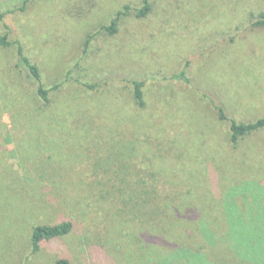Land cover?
I'll list each match as a JSON object with an SVG mask.
<instances>
[{"label":"rangeland","instance_id":"obj_1","mask_svg":"<svg viewBox=\"0 0 264 264\" xmlns=\"http://www.w3.org/2000/svg\"><path fill=\"white\" fill-rule=\"evenodd\" d=\"M23 1L0 0V264H264V129L228 142L264 117V0Z\"/></svg>","mask_w":264,"mask_h":264},{"label":"trees","instance_id":"obj_2","mask_svg":"<svg viewBox=\"0 0 264 264\" xmlns=\"http://www.w3.org/2000/svg\"><path fill=\"white\" fill-rule=\"evenodd\" d=\"M28 0H24V5L27 3ZM127 9V7L125 8ZM150 9V0H143L142 1V8L140 10L136 11V14L138 17L144 16ZM121 13H118V15L111 20L110 24L108 26H103L101 29L105 30L109 35H113L116 32L117 29V21ZM254 26L257 27H264V13L259 16V18L253 23ZM0 43L4 45H8L7 42H5V38H2L0 40ZM18 58L20 64H22L25 69L27 70L30 77L36 82L37 84V95L41 101L45 103H48V93L50 91H53L57 88H59L60 85H54L51 89H46L41 83V74L39 71V68L30 61L28 57H26L22 53V49L18 48ZM132 86V96L135 105L142 109L144 107V101H143V94H142V83L133 81L131 82ZM219 112V118L222 120H226L227 117L225 116L224 112L221 108H218ZM264 129V117L259 118L255 120L254 122L250 123H237L233 120H229V138L228 142L233 147H236L239 142L245 138L246 136L258 132L260 130ZM163 170V169H161ZM160 169H156L154 171V180L161 179V177L166 176V173L161 171ZM71 230V224L69 222H63L60 224H55L51 226L46 225H38L35 226L32 229L31 236H30V247L31 252L36 253L39 251L40 244L44 241H49L54 238L64 236ZM159 226L156 228H152L148 232L151 233H157L159 232ZM53 264H72L69 260L65 258H59L55 260Z\"/></svg>","mask_w":264,"mask_h":264}]
</instances>
